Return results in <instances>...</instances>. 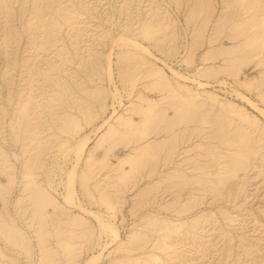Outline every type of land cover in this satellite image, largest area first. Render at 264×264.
<instances>
[{
	"label": "rangeland",
	"instance_id": "rangeland-1",
	"mask_svg": "<svg viewBox=\"0 0 264 264\" xmlns=\"http://www.w3.org/2000/svg\"><path fill=\"white\" fill-rule=\"evenodd\" d=\"M86 263L264 264V0H0V264Z\"/></svg>",
	"mask_w": 264,
	"mask_h": 264
},
{
	"label": "bare ground",
	"instance_id": "bare-ground-1",
	"mask_svg": "<svg viewBox=\"0 0 264 264\" xmlns=\"http://www.w3.org/2000/svg\"><path fill=\"white\" fill-rule=\"evenodd\" d=\"M213 73H214V72H213ZM176 75H177V74H176ZM187 80H188V79H187ZM200 84L203 85V84H205V83L200 82ZM238 95H240V93H238ZM241 98H242V96H241ZM243 98H244V97H243ZM245 98H246V99H244V100H247V101L249 102V104L252 103V101H251L249 98H247V97H245ZM251 105H253V103H252ZM254 106H255V108H256V105H254ZM261 111H262V110H261ZM261 111H260V112H261ZM109 120H110V119H109ZM109 120H108V121H109ZM108 121H107V122H108ZM169 121H170V120H169ZM169 121H168V122H169ZM103 126H104V125L102 124L100 127H98V130H101V129L103 128ZM88 143H89V142H88ZM88 143H87V144H88ZM84 144H85V143H84ZM158 147H159V146H158ZM81 149H82V148H81ZM83 150H84V148H83ZM81 152H82V151H81ZM78 153H79V152H78ZM83 153H84V152H83ZM79 154H80V153H79ZM103 225H104V224H103ZM104 226L107 227L106 223H105ZM110 226H111V225H110ZM110 226L108 227V231H111ZM106 227H105V228H106ZM111 228H112V227H111ZM106 229H107V228H106ZM109 229H110V230H109ZM112 229H113V228H112ZM112 231H113V230H112ZM114 232H115V231H113V233H114ZM113 233H112V234H113ZM115 234H116V236L118 235L117 232H116ZM115 234H113V235H115ZM116 236H114V237H116ZM117 239H118V238H117ZM114 242H115V241H114ZM100 256H101V255H100ZM98 257H99V256H98ZM95 258H96V256H95ZM91 259L93 260L94 258L91 257ZM94 261H95V260H93V261H91V262L94 263ZM88 262H89V261H88ZM86 264H87V263H86ZM91 264H92V263H91Z\"/></svg>",
	"mask_w": 264,
	"mask_h": 264
}]
</instances>
